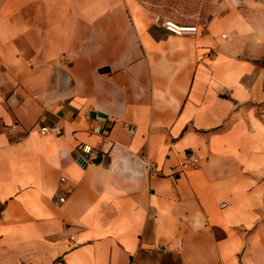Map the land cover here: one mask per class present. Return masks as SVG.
I'll return each mask as SVG.
<instances>
[{
  "label": "crops",
  "instance_id": "crops-1",
  "mask_svg": "<svg viewBox=\"0 0 264 264\" xmlns=\"http://www.w3.org/2000/svg\"><path fill=\"white\" fill-rule=\"evenodd\" d=\"M217 9L0 0V264H264V0Z\"/></svg>",
  "mask_w": 264,
  "mask_h": 264
},
{
  "label": "rangeland",
  "instance_id": "rangeland-1",
  "mask_svg": "<svg viewBox=\"0 0 264 264\" xmlns=\"http://www.w3.org/2000/svg\"><path fill=\"white\" fill-rule=\"evenodd\" d=\"M152 12L177 17L183 22L204 23L219 13L218 4L224 0H140Z\"/></svg>",
  "mask_w": 264,
  "mask_h": 264
},
{
  "label": "built area",
  "instance_id": "built-area-1",
  "mask_svg": "<svg viewBox=\"0 0 264 264\" xmlns=\"http://www.w3.org/2000/svg\"><path fill=\"white\" fill-rule=\"evenodd\" d=\"M154 23L160 25L162 28H164L167 32L174 34L176 36H181L185 34H195L197 33L196 27H181L177 25L176 23L162 19L160 17H156L154 19ZM40 134H55L60 135L61 130L60 128L54 126V127H43L40 128ZM95 157V150L88 146V145H81L78 147V153L76 155V162L79 166L82 168H86L90 166L94 160ZM197 163V158L193 155H190L186 161L185 165L195 167ZM155 168L153 166H150V173L154 172ZM64 198H59V202H63Z\"/></svg>",
  "mask_w": 264,
  "mask_h": 264
},
{
  "label": "trees",
  "instance_id": "trees-1",
  "mask_svg": "<svg viewBox=\"0 0 264 264\" xmlns=\"http://www.w3.org/2000/svg\"><path fill=\"white\" fill-rule=\"evenodd\" d=\"M1 209H2V206L0 205V211H1Z\"/></svg>",
  "mask_w": 264,
  "mask_h": 264
}]
</instances>
